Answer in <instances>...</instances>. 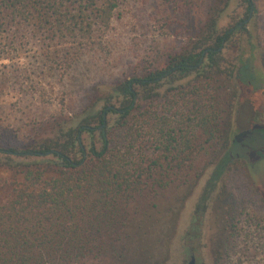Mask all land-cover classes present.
<instances>
[{"label":"trees","instance_id":"trees-1","mask_svg":"<svg viewBox=\"0 0 264 264\" xmlns=\"http://www.w3.org/2000/svg\"><path fill=\"white\" fill-rule=\"evenodd\" d=\"M230 1L167 0L182 15L194 6L205 13L186 48L116 84L102 111L76 126L0 147V264H149V233L166 224L155 202L142 207L139 199L157 190L162 197L172 178L188 194L207 168L203 201L233 169L255 185L264 125L234 132L232 122L242 89L264 88V54L254 43L259 12L255 0H241L243 19L220 33ZM114 9L113 0H0V59L26 37L46 53L75 40L86 46ZM108 114L116 116L110 126ZM110 130L128 134L119 136L122 150L111 147ZM173 210L170 203L165 216Z\"/></svg>","mask_w":264,"mask_h":264},{"label":"rangeland","instance_id":"rangeland-1","mask_svg":"<svg viewBox=\"0 0 264 264\" xmlns=\"http://www.w3.org/2000/svg\"><path fill=\"white\" fill-rule=\"evenodd\" d=\"M113 1L109 27L94 28L92 37L83 41L86 46L75 40L46 53L45 44L26 37L16 42L17 51L0 59V147L58 135L84 116L102 111L106 94L112 95L116 84L140 75L145 67H163L169 56L186 48L205 16L195 6L184 15L177 13L167 0ZM255 2L259 23L254 43L257 53L264 54V0ZM241 7V0L230 1L218 22L220 33L243 19ZM255 63L261 67V57ZM108 106L117 109L118 104L112 100ZM115 120L114 114H108L106 126ZM255 120L264 125V88L255 92L244 88L234 106L232 128L246 129ZM107 133L115 135L111 147L122 150L119 136L128 134ZM197 168L202 169V164ZM211 170L200 174L188 194L172 178L162 197H157V190L156 197L149 194L138 200L142 207L155 202L163 215L162 228L166 224L161 234L149 233V264H188L191 255L194 264H264V211L258 208L264 199V160L255 168L254 186L241 169H233L203 201ZM170 203L172 218L165 216ZM100 261L92 264H105Z\"/></svg>","mask_w":264,"mask_h":264},{"label":"water","instance_id":"water-1","mask_svg":"<svg viewBox=\"0 0 264 264\" xmlns=\"http://www.w3.org/2000/svg\"><path fill=\"white\" fill-rule=\"evenodd\" d=\"M188 264H194V257H191V259H190Z\"/></svg>","mask_w":264,"mask_h":264},{"label":"flooded vegetation","instance_id":"flooded-vegetation-1","mask_svg":"<svg viewBox=\"0 0 264 264\" xmlns=\"http://www.w3.org/2000/svg\"><path fill=\"white\" fill-rule=\"evenodd\" d=\"M191 257H194V256H193V255H191V256H190V259H191ZM189 261H190V260H189Z\"/></svg>","mask_w":264,"mask_h":264}]
</instances>
